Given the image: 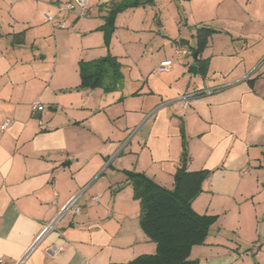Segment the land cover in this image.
Here are the masks:
<instances>
[{"label": "crops", "instance_id": "0c3cea01", "mask_svg": "<svg viewBox=\"0 0 264 264\" xmlns=\"http://www.w3.org/2000/svg\"><path fill=\"white\" fill-rule=\"evenodd\" d=\"M62 1L0 0V264L23 257L82 189L81 213L62 215L23 264L154 254L129 174L173 188L184 152L189 170H213L193 207L217 217L191 258L264 264V0H90L87 15L59 10ZM200 26L217 30L204 65L193 53ZM107 56L119 73L107 63L101 84L82 85V62ZM204 86L221 88L186 109L158 107ZM36 100L45 107L34 113ZM52 245L63 250L52 256Z\"/></svg>", "mask_w": 264, "mask_h": 264}, {"label": "trees", "instance_id": "16d2710c", "mask_svg": "<svg viewBox=\"0 0 264 264\" xmlns=\"http://www.w3.org/2000/svg\"><path fill=\"white\" fill-rule=\"evenodd\" d=\"M140 3L141 1H135L131 5ZM125 6H115L110 17L111 23ZM110 26L113 27L112 24ZM215 32L216 29L208 26L197 28V45L193 53H198L195 59L198 64H205L206 60L201 55L209 37ZM107 63L115 74L119 73L120 65L111 56L82 62V85L101 84L107 72ZM212 172L213 170L208 169L189 170L186 152L174 174L173 188L157 183L143 172H130L135 197L141 205L142 228L157 243V251L154 254L140 255L129 262L111 264H198V260L191 258L192 248L205 242L217 217L198 213L193 203L203 192V183Z\"/></svg>", "mask_w": 264, "mask_h": 264}, {"label": "built area", "instance_id": "2783aa9c", "mask_svg": "<svg viewBox=\"0 0 264 264\" xmlns=\"http://www.w3.org/2000/svg\"><path fill=\"white\" fill-rule=\"evenodd\" d=\"M58 8L61 11H66L69 13L74 12L77 9H80L82 15H87L89 13V9H90V0H63L61 3H59ZM44 17L47 21L52 22L55 20L56 15L54 13H51V12H45ZM59 26L62 28H65L66 27L65 21H60ZM176 53H177V55H182V54L191 53V51L189 49L182 48V49H177ZM173 64L174 63L172 60H166V61L161 63V65L159 66V70L160 71H167V70L171 69ZM248 76H250V74H248L247 77ZM219 88H221V87L204 86V87H200L198 89L192 90V91H187V92H184V93H182L176 97L162 101L158 105V107L173 105V106H181L183 109H186V108H189L194 102L202 99L205 95L210 94ZM44 107H45L44 104L40 100H36L32 103V111L34 113L42 111L44 109ZM12 123H13V119L11 117H6L3 121L2 128L4 130L7 129L12 125ZM129 139L130 138L126 139L123 146L129 141ZM113 158H114V156H111L107 159L104 169L112 162ZM263 164H264V160H263ZM84 190L85 189H82L81 191H79V192H77L71 196V198L68 200V202L62 207L57 218L55 220L49 222V223H46L42 233L39 235V237L37 238L34 245L24 254L23 257H21L19 260H17L15 264H23L25 262L29 253L31 252L33 247L35 245H37L39 240L45 234H47L48 232L57 228V223H58V221L62 215H64L65 213H69V212H74L76 214L81 213V210H82L81 206L78 205L77 202H78L79 198L81 197ZM92 199L95 201H98L99 197L93 196ZM62 250H63V246L52 245L51 247L48 248L47 252L50 255L54 256V255L60 253Z\"/></svg>", "mask_w": 264, "mask_h": 264}, {"label": "water", "instance_id": "95a60500", "mask_svg": "<svg viewBox=\"0 0 264 264\" xmlns=\"http://www.w3.org/2000/svg\"><path fill=\"white\" fill-rule=\"evenodd\" d=\"M113 27L110 25H106L104 27V31H105V42L107 45L110 44V40H111V36H112V32H113ZM198 57V53L195 54V59ZM197 64H192L189 67V71L192 72L193 74H197Z\"/></svg>", "mask_w": 264, "mask_h": 264}]
</instances>
